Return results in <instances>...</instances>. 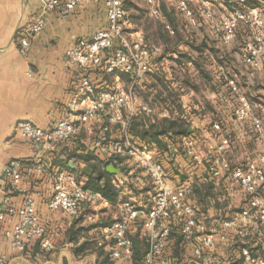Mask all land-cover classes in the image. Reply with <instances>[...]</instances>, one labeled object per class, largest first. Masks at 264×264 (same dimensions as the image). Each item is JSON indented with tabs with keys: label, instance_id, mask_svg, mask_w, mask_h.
Returning <instances> with one entry per match:
<instances>
[{
	"label": "crops",
	"instance_id": "crops-1",
	"mask_svg": "<svg viewBox=\"0 0 264 264\" xmlns=\"http://www.w3.org/2000/svg\"><path fill=\"white\" fill-rule=\"evenodd\" d=\"M233 1L236 5L242 4ZM125 4L129 6V9L125 7L128 15L138 6L147 7L149 17L154 19L156 25L161 23L171 37L180 35L176 44H168L163 40L146 41L149 45L160 46L161 52L155 59L152 72L144 75L135 89L148 88L151 92L150 100L160 89L163 91V97L167 94V89L177 91L181 103L188 98H196V92H188L182 96V24L171 14V10L177 11L172 3L167 7V3L161 1L159 15L152 13L153 5L149 0H124ZM40 5L41 0H0V201L9 192L3 175L5 163L10 159L22 160L23 175L19 188L33 195L41 221L49 222L48 231L55 248L45 250L39 242H35L25 252L13 251L6 236V232L18 221L17 213L12 211L0 220V253L8 255V264H100L108 255L112 243L104 228L126 211V203L139 209L149 206L153 183L142 163V154L111 155L96 146V140L102 134V127L109 123L108 113L104 111L96 119L86 123L77 137L62 142L53 152L45 153L43 156L52 164V168L47 173H39L33 168L37 158L32 152L31 141L17 124L21 120H30L41 127L52 128L68 113H81L85 104L82 103L79 88L80 79L84 75L89 77L96 91L116 84L129 88L132 78L128 73H109L104 66L82 69L66 55V51L77 39L90 38L99 30L108 28V7L105 0H81L67 17L62 16L60 7L47 13L44 29L32 38L29 53L23 55L18 44L19 36L27 23L40 11ZM127 21L130 25L134 24V28L130 27L134 31L132 35L144 37L150 33V30L145 31L141 24L132 19L127 18ZM119 46V42H116L111 51L105 54V58ZM155 73L163 75L166 88H161L159 82L151 76ZM261 83L264 84V81ZM163 97L160 96L157 100ZM198 103L201 107L202 102ZM143 105L148 109L143 110ZM134 107L137 108L136 115L141 112L147 115L157 114L159 117L171 115L167 109L145 101L135 90ZM198 111L199 113L192 114L193 124L190 132H194L200 142H205L206 148H201L203 143L199 142L198 145L199 150L204 152L216 147L221 139L213 132L212 126L210 129L205 127L204 118L207 114H201V109ZM260 116L264 118V115ZM226 118L227 121L222 123L223 132L231 139L226 154L232 165L245 163L252 151L264 150V135L262 138L255 135L247 121H240L235 114ZM108 135L112 140L120 139V124H113ZM185 138H178L175 143L167 138L162 147L153 143L146 148L163 163L172 184L191 182L194 189L205 183L212 184L213 193L207 195L204 200H201L197 192L193 196L201 213L209 219L217 220L222 214H227L229 207L239 210L245 202L243 190L233 186L231 177L226 174L204 182L202 176L206 172L205 167L197 165L184 153ZM176 147H180L181 153L178 155L168 156L169 154L163 151L165 148H172L174 152L178 149ZM235 152L241 153V160L234 161L230 158ZM71 163L76 167H72ZM91 163L107 170L102 181L107 180L114 186L117 191L116 201H111L93 190L99 193V196L93 202L87 203L79 215H70L61 209H50L48 201L54 192L57 169L70 171L76 175L78 182L84 184L91 174L97 176L99 173L98 170L90 174L82 171L85 167L94 169ZM111 164L114 165V172L107 169ZM12 194L16 205H22L23 192L16 191ZM128 235L133 241V259H111L113 264H143L148 243L142 234L141 217L130 225ZM252 241L251 247L254 251L264 252V244ZM241 247L242 244L238 243L231 254L238 253L239 256ZM136 252L140 256L136 257ZM176 254L172 260L173 264H190L192 247L183 234L176 246ZM241 258L242 254L239 259Z\"/></svg>",
	"mask_w": 264,
	"mask_h": 264
},
{
	"label": "built area",
	"instance_id": "built-area-1",
	"mask_svg": "<svg viewBox=\"0 0 264 264\" xmlns=\"http://www.w3.org/2000/svg\"><path fill=\"white\" fill-rule=\"evenodd\" d=\"M105 1L108 7V28L99 30L90 38L77 39L66 51V55L85 70L104 66L109 73H128L132 78L131 86L125 88L116 84L96 91L89 77L84 75L80 79L79 88L82 103L85 104L81 113H68L52 128L41 127L30 120L19 121L17 126L30 139L32 152L37 158L33 165L34 170L47 173L52 164L43 155L53 152L62 142L77 137L86 123L105 111L108 113L109 123L102 127V134L96 140V146L111 155L142 154V163L153 183V193L147 208L139 209L126 203V211L104 228L106 236L112 240L108 251L110 259H133L134 246L128 230L130 225L141 217L142 234L148 243L143 264H170L166 251L172 241L173 231H180L190 243L193 252L190 264H264V252L254 251L251 247L256 230L259 237L255 236L258 239L255 242L264 244V155L260 156L258 161L232 165L226 154L231 139L224 134L223 124L219 121L212 125L213 132L221 139L214 148L202 152L196 139L186 137L183 141L184 153L191 161L205 167L206 172L202 176L204 182L226 174L231 177L232 185L241 188L245 193L244 205L239 210L229 207L227 214H222L217 220L209 219L201 213L193 200L194 184H172L163 163L155 158L151 151H147L145 144L133 141L130 136L129 126L137 111L134 107L135 86L144 75L152 72L161 47L149 45L142 36L133 41L129 40L126 36L128 13L124 0ZM189 1L172 0V5L179 13H184L194 21ZM236 1L244 3L246 0ZM149 2L153 5L152 13L159 15L161 0ZM80 3L81 0H41L40 11L27 23L19 36L20 52L23 55L29 53L32 38L45 27L47 13L60 7L62 16L67 17ZM263 12L264 2L240 9L231 15L230 26L245 21L264 28ZM263 38L262 36L258 40L263 41ZM116 42H119V48L105 58V54L111 51ZM253 53H256V50ZM142 109L147 110L148 107L143 105ZM236 117L245 120L250 117V113L242 109L237 111ZM254 118L256 131L263 133V118ZM113 124H120V139L112 140L108 135ZM180 153L174 151V155ZM3 175L9 192L0 201V220L12 211L18 215L15 226L6 232L10 248L13 251L25 252L33 243L39 242L45 250L54 249L55 244L48 231L49 222L41 221L33 195L19 188L23 161L10 159L3 167ZM16 191H21L24 195L20 206L16 205L13 198L12 193ZM98 196L99 193L86 189L70 171L57 169L54 192L48 206L50 209H61L76 216L87 203L93 202ZM238 243L242 244V263L233 259L231 254ZM8 262V255L0 253V264Z\"/></svg>",
	"mask_w": 264,
	"mask_h": 264
},
{
	"label": "rangeland",
	"instance_id": "rangeland-1",
	"mask_svg": "<svg viewBox=\"0 0 264 264\" xmlns=\"http://www.w3.org/2000/svg\"><path fill=\"white\" fill-rule=\"evenodd\" d=\"M161 1L167 3V7L172 3V0ZM189 7L194 21L178 11L171 10V14L182 24V54L192 58L182 59V84L199 85V89L194 90L188 84L186 91L182 92V96L188 92L197 95V99L182 101L186 104L183 107L191 127L192 114L199 113L198 109L201 114H207L205 127L209 129L215 121L226 122V116H236L237 111L245 109L250 117L240 121H247L252 132L262 138L264 132L256 131L254 117L264 115V84L261 83L264 81V38L258 40L264 37V28L245 21L231 27V15L240 10L233 0H190ZM262 19L264 21V12ZM130 27L134 28V24L127 21L126 36L132 41L138 39L137 35H132L134 31ZM188 80L190 82H186ZM243 97L246 99L242 100ZM196 100L202 102L201 107ZM262 155L264 150L252 151L245 163L258 161ZM241 156L235 152L230 158L239 161ZM254 234L259 237L257 230ZM255 236L254 240L257 239Z\"/></svg>",
	"mask_w": 264,
	"mask_h": 264
},
{
	"label": "trees",
	"instance_id": "trees-1",
	"mask_svg": "<svg viewBox=\"0 0 264 264\" xmlns=\"http://www.w3.org/2000/svg\"><path fill=\"white\" fill-rule=\"evenodd\" d=\"M261 2L262 0H246L242 4H237V7L239 9H246L247 7L258 5ZM124 6L127 9H129L128 4H125ZM127 18H130L132 19V21L138 24H141L145 31L150 30V33L144 36L145 40L148 42H149V39L163 40L164 42L168 44H171L173 42L174 44H176L179 41V38H180L179 34L176 35V37H171L168 30H166L161 23H158L156 25L154 19L149 17L148 8L145 6L136 7L133 10V12H131L128 15ZM180 57L182 59H188V60L192 59L191 56L189 55L181 54ZM180 63H182V60L180 61ZM151 76L154 77L159 82V84L161 85V88L164 86L166 88L167 85L161 73L151 74ZM186 82H190V81L188 80ZM188 84L194 90L199 89V85L197 83H188ZM188 84L187 83L182 84V92L186 91V88H188ZM135 91L139 93L145 101L149 102L152 105L157 104L161 108L167 109L171 115L159 117L157 114L147 115L145 112H141L138 115H135L134 117H132V120L129 126V133L133 141L145 144L148 147L151 146L153 143H156V145L162 147L165 145L164 141L167 138H169L175 143V140H177L178 138L191 137V138L196 139L198 142L197 146L199 145V142H200L199 137L194 132L193 133L190 132L191 125H190L189 120L186 117L183 104L179 102L178 100L179 93L177 91L167 89V94L163 97L162 96L163 91L162 89H160L158 94L154 96L153 99L151 100H150L151 92L148 90V88L141 89L137 87ZM160 96L163 97V99L157 100V98H159ZM167 99L168 100L171 99V100L168 101ZM200 143H203L201 144L202 145L201 148H204V147L206 148L205 146L206 144L204 141H201ZM171 149L165 148L163 149V151L167 152L169 154L168 156H172L174 155V152ZM176 150L179 151L180 147ZM87 161L89 162V159H87ZM90 165L94 168L95 171L98 170L99 173L97 176H94L93 174H91L88 180L83 184L84 187L86 189L100 192L103 196L107 197L111 201H116L117 191L115 190L114 186L107 180L102 181L105 178V175L107 174V170L98 167V165H95V164L93 165L92 163ZM196 188L194 189V194L195 192L200 194L201 200H204V198L207 195H210L213 193V186L211 183H205L201 187H196ZM180 239H182L181 232L173 231L172 241L169 242V245L166 251V256L170 260V264H173L172 260L173 258H175V256H177L176 246L179 244ZM237 254L232 255L233 259H236L242 263L243 257L239 259L241 257V253H239V256H237ZM137 256H140V255L136 252V257ZM100 264H113V262L109 258V255H106Z\"/></svg>",
	"mask_w": 264,
	"mask_h": 264
},
{
	"label": "water",
	"instance_id": "water-1",
	"mask_svg": "<svg viewBox=\"0 0 264 264\" xmlns=\"http://www.w3.org/2000/svg\"><path fill=\"white\" fill-rule=\"evenodd\" d=\"M71 166L72 167L73 166L76 167L73 163H71ZM113 168H114V165L111 164V165L108 166L107 169H108L109 172H114V169ZM82 171L90 174V173H92L94 171V169H92L91 167H85V168H83Z\"/></svg>",
	"mask_w": 264,
	"mask_h": 264
}]
</instances>
